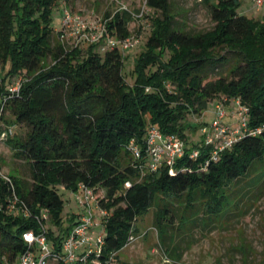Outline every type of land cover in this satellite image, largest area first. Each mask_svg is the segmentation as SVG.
I'll list each match as a JSON object with an SVG mask.
<instances>
[{
  "label": "trees",
  "instance_id": "1",
  "mask_svg": "<svg viewBox=\"0 0 264 264\" xmlns=\"http://www.w3.org/2000/svg\"><path fill=\"white\" fill-rule=\"evenodd\" d=\"M200 1L213 27L189 33L177 26L169 0H145L156 15L128 83L122 73L125 52L119 48L51 43L57 0H0V105L7 80L22 79L18 96L4 101L2 121L8 112L13 124L26 128L23 138L13 134L5 141L31 179L8 176L22 203L19 212L9 214L12 189L0 176V264L27 249L23 232H40L42 225L53 249L60 250L78 218L68 215L67 224L62 218L60 187L75 192L83 184L104 191L98 198L106 211L100 260L116 264L136 220L151 207L159 243L168 247L175 222L207 227L206 220H216L230 205L227 186L264 167V13L260 19L239 14L241 0ZM131 18L124 10L106 13L107 35L129 36ZM224 98L247 109V130L216 161L204 166L207 154L191 160L187 153L171 173L165 167L149 173L133 161L128 142L143 145L151 127L176 136L187 151L202 148L201 140L187 137L194 128L187 115H202L209 103ZM43 209L47 222L39 218ZM171 246L178 257V247Z\"/></svg>",
  "mask_w": 264,
  "mask_h": 264
},
{
  "label": "rangeland",
  "instance_id": "2",
  "mask_svg": "<svg viewBox=\"0 0 264 264\" xmlns=\"http://www.w3.org/2000/svg\"><path fill=\"white\" fill-rule=\"evenodd\" d=\"M121 1L133 12L143 8L142 17H132L127 25L129 32L127 37L139 39L136 46L124 54L122 73L125 80L132 83L133 60L144 48L150 33V18L156 13L146 7L145 0ZM169 1L175 22L182 30L197 33L213 27L208 10L200 0ZM61 4L62 1L57 0V6L53 8L51 25L54 30L51 43L59 42L70 49V39L67 34L58 32L62 28ZM66 4L85 21H98L99 25L104 23L106 13H114L118 9V5L112 0H67ZM238 12L253 19H260L264 7L256 8L251 0H241ZM50 63L51 59L47 57L45 64ZM228 105L227 103L226 106ZM4 117V125L15 127L14 138H23L26 128L13 124V117L8 112ZM213 118V103L208 104L207 110L202 115L188 114L187 122L194 126L186 131L188 139L193 143H199L201 126L209 124ZM224 121L228 124L234 123L229 119L228 114ZM0 173L7 176L14 175L28 183L31 181L27 166L22 161L15 160L13 150L6 141H0ZM256 174L251 173L227 186L226 191L231 194L230 205L216 220L212 222L206 220L207 227L190 223L180 226V223L175 222L170 231L171 237L166 238V243H169L166 247L169 251L159 243L158 233L153 224L155 209L151 207L147 214L136 220L134 240L118 251L116 264H264V167L257 168ZM58 193L64 201L61 216L67 224V216L81 214V207L72 191L60 187ZM103 194L104 191L97 193L99 197ZM179 212H182L181 209ZM94 214L97 215L95 211ZM173 243L178 247V257L170 250Z\"/></svg>",
  "mask_w": 264,
  "mask_h": 264
},
{
  "label": "built area",
  "instance_id": "3",
  "mask_svg": "<svg viewBox=\"0 0 264 264\" xmlns=\"http://www.w3.org/2000/svg\"><path fill=\"white\" fill-rule=\"evenodd\" d=\"M61 1L62 28L60 32L67 34L72 49L81 43H86L98 44L101 51L119 48L124 53L138 43V37L119 39L108 36L104 23L99 25L98 21H85L81 18V15L74 13L67 6V0ZM112 1L118 5L116 11H127L133 18H139L143 15V8L138 12H133L124 6L121 0ZM251 1L256 8L264 7V0ZM1 81L0 72V83ZM21 84L22 79L19 76L11 77L7 83L5 97H3V103L0 105V141H5L15 132L14 125L3 124L2 115L4 114V101L18 96ZM227 101L224 98L214 102L213 120L209 124L201 126L202 148L194 147L187 151L182 140L172 134H163L156 127H151L146 132L143 145L135 139H131L126 149L132 156L133 161L142 162L141 165L149 173L156 172L162 167L167 168L169 173L173 172L177 162L187 153L191 160H196L203 153L207 154L203 164L207 166L210 161H216L221 153L230 148L247 130V109L237 99L230 100L228 106H226ZM227 114L234 123L228 124L224 121ZM257 132L259 133V130ZM0 176L12 189L10 196L7 198L6 211L9 214H15L20 211L22 203L13 190L10 178L2 173H0ZM129 186L128 182L125 183L126 188ZM72 194L81 207V214H77L76 223L64 234L59 251L53 249L47 239L46 225H42L40 232L36 233L31 230L23 232L22 239L27 249L13 261L4 258L1 264H101L100 255L104 245L103 221L106 211L99 207V196L93 189L79 184L77 190ZM94 211L97 215L94 214ZM21 213L24 217L29 216L27 210H22ZM39 218L47 222L49 220L48 211L41 210ZM133 240L134 236L130 235L127 244L133 242Z\"/></svg>",
  "mask_w": 264,
  "mask_h": 264
},
{
  "label": "crops",
  "instance_id": "4",
  "mask_svg": "<svg viewBox=\"0 0 264 264\" xmlns=\"http://www.w3.org/2000/svg\"><path fill=\"white\" fill-rule=\"evenodd\" d=\"M229 119H231L230 117H229ZM232 120V119H231Z\"/></svg>",
  "mask_w": 264,
  "mask_h": 264
}]
</instances>
